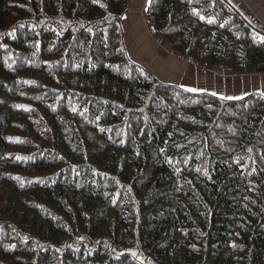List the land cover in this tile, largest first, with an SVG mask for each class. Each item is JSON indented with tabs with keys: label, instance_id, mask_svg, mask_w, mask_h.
I'll return each mask as SVG.
<instances>
[{
	"label": "trees",
	"instance_id": "1",
	"mask_svg": "<svg viewBox=\"0 0 264 264\" xmlns=\"http://www.w3.org/2000/svg\"><path fill=\"white\" fill-rule=\"evenodd\" d=\"M129 1L0 0V264H264V95L158 80ZM144 14L181 56L264 72L225 0Z\"/></svg>",
	"mask_w": 264,
	"mask_h": 264
},
{
	"label": "crops",
	"instance_id": "2",
	"mask_svg": "<svg viewBox=\"0 0 264 264\" xmlns=\"http://www.w3.org/2000/svg\"><path fill=\"white\" fill-rule=\"evenodd\" d=\"M148 1L149 0H130V6L128 5L127 8L128 11H126L122 18L121 23L124 32L126 31L127 36L130 34L135 38L134 46L129 45V43L124 39L129 58L135 63L140 64L144 69L149 71L160 81L182 85L188 89H195V91L205 90L206 88L209 89V87H212L210 89H214L215 85L217 84V80L220 81L221 78H219V75H209L206 80H203L202 75L205 73V64L203 65L205 67L195 65L189 72V67H185L187 65V60L185 57H182L173 51L167 52L170 55L153 53V56H150L145 52L146 47L141 46V41L137 35L141 36L142 38L145 37L148 40L160 39V37L155 34V30H153V28L147 24L146 18L140 19L139 16L142 10H144ZM225 2L235 10H237L236 8H239L240 11H237L241 17L251 27L253 25L259 31V36H264V13L262 12V10H264V0H225ZM252 29L253 30L251 31V34L255 35L256 29L253 27ZM163 41L161 44H163ZM136 50H139V52L135 53L134 51ZM157 50L158 49L155 46L154 51ZM196 71L197 73L192 75V72ZM232 76H234V78H240L235 80L237 83L234 84V80L232 83L238 86L242 84L241 89L230 86L223 87L222 89L218 90V92L222 95L238 96L245 93V91H247V93L257 92L264 95V74L249 75L247 78H243L244 75L239 74ZM255 76L258 77L255 78ZM171 77L174 78L170 79Z\"/></svg>",
	"mask_w": 264,
	"mask_h": 264
},
{
	"label": "rangeland",
	"instance_id": "3",
	"mask_svg": "<svg viewBox=\"0 0 264 264\" xmlns=\"http://www.w3.org/2000/svg\"><path fill=\"white\" fill-rule=\"evenodd\" d=\"M129 3H130V1H129ZM129 3H128V5H129ZM130 6V5H129ZM128 7V6H127ZM238 11H240L239 10V8H236ZM237 10H235L234 9V11H236L237 12V14L241 17V15L239 14V12L237 11ZM126 11H128V10H126ZM262 12L264 13V10H262ZM139 16H140V19H145L146 17H145V14H144V10H142V12L139 14ZM242 18V17H241ZM243 19V18H242ZM244 20V19H243ZM245 21V20H244ZM246 22V21H245ZM247 23V22H246ZM147 24L148 25H150L148 22H147ZM248 24V23H247ZM121 25H122V23H121ZM249 25V24H248ZM249 27H250V35L251 36H253V37H256L255 39L257 40V41H259V42H262V41H264V40H259V38H258V36H259V31L252 25V27L254 28V29H256V34L255 35H253V34H251V31L253 30L252 29V27L249 25ZM122 29H123V26H122ZM154 30V29H153ZM157 36H159L160 37V39H151V40H148V39H146L145 37L144 38H142L141 36H139V35H137V37L140 39V41H141V46L143 47H146V50H145V52L147 53V54H149L150 56H153V53H159V54H167V55H170V54H168L167 52H170V51H173L174 53H176V54H178L177 52H175L172 48H171V45L165 40V38L163 37V36H161V35H159L158 33H155ZM127 37V38H126ZM123 38L129 43V45H131V46H134V44H135V38H134V36L133 35H130V34H128V36H127V34H126V31L124 32V29H123ZM164 38V39H163ZM164 40V41H163ZM163 41V44H161V42ZM156 44V45H155ZM126 46V45H125ZM155 46H156V48L158 49L157 51H154V48H155ZM141 47V48H142ZM126 51H127V49H126ZM135 53L136 52H139V50H136V51H134ZM178 55H180V54H178ZM129 57V56H128ZM182 57H185V59L187 60L186 61V63H187V65L185 66V67H189V72L191 71V69H193V67L195 66V65H198V66H201V67H205V66H203L204 64H201V63H199V62H196L194 59H192L191 57H186V56H182ZM140 65V64H139ZM141 66V65H140ZM204 75H202V79L203 80H206L207 79V77L209 76V75H215V76H217V75H219V78H221V80L219 81V80H217V84L215 85V87H214V89H210V88H212V87H209V89L208 88H206L205 90H200V91H195V92H193V93H209V94H212V95H215V96H217V97H219V98H222V99H228V100H231V99H238V98H242V97H244V96H246V95H249V94H252V93H257V92H250V93H247V91H245V93H243V94H241V95H238V96H226V95H222L221 93H219L218 92V90L219 89H222L223 87H228V86H230V87H238V89L240 88L241 89V86H242V84H240L239 86L238 85H234L235 83H237L235 80H237V79H240V78H234V76H232V74H230V73H228V72H226V70H225V68L224 67H220V66H216V65H214V66H207L206 65V67L204 68ZM197 73V71L196 72H192V75H195ZM200 74H201V72H200ZM259 74H264V72H262V73H249V72H242V73H239V75H244L243 76V78H247L249 75H259ZM198 75H199V72H198ZM236 75H238V74H236ZM239 77V76H238ZM258 76H255V78H257ZM166 78V77H165ZM174 77H171L170 79H173ZM164 80H166V79H164ZM234 80V81H233ZM232 81L234 82V84L232 83ZM164 82V81H163ZM180 87H182L183 89H185V90H187V91H189V89L188 88H186V87H184V86H182V85H179ZM208 89V90H207ZM215 91V92H214ZM263 95V94H262Z\"/></svg>",
	"mask_w": 264,
	"mask_h": 264
},
{
	"label": "snow or ice",
	"instance_id": "4",
	"mask_svg": "<svg viewBox=\"0 0 264 264\" xmlns=\"http://www.w3.org/2000/svg\"><path fill=\"white\" fill-rule=\"evenodd\" d=\"M254 38H256V37H254ZM259 39H261V40H264V36H259L258 37ZM190 91H195V89H189ZM133 255H135V253H133Z\"/></svg>",
	"mask_w": 264,
	"mask_h": 264
}]
</instances>
